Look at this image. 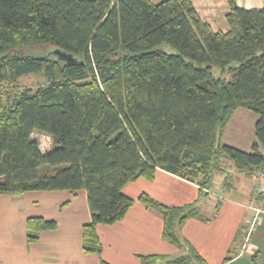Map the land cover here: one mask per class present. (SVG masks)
<instances>
[{
    "label": "trees",
    "instance_id": "1",
    "mask_svg": "<svg viewBox=\"0 0 264 264\" xmlns=\"http://www.w3.org/2000/svg\"><path fill=\"white\" fill-rule=\"evenodd\" d=\"M227 2L223 30L193 0H0V194L86 190L83 248L101 264L111 263L97 226L123 220L138 201L160 213L163 239L182 250L139 254L141 264H210L182 233L191 219L210 221L196 202L168 205L124 188L158 169L201 190L228 161L264 172V7ZM28 75L45 81L23 85ZM240 108L258 115L250 151L222 142ZM35 131L54 146L43 152ZM56 227L31 216L27 239Z\"/></svg>",
    "mask_w": 264,
    "mask_h": 264
},
{
    "label": "crops",
    "instance_id": "2",
    "mask_svg": "<svg viewBox=\"0 0 264 264\" xmlns=\"http://www.w3.org/2000/svg\"><path fill=\"white\" fill-rule=\"evenodd\" d=\"M236 1L245 8L264 7V0ZM194 5L200 7L197 10L204 20L212 26L218 24L215 29L228 28L225 22L229 11L227 0H201L200 5ZM230 126L231 121L223 135L226 136ZM255 137L246 143L251 150ZM227 140L230 145L249 148ZM230 166L218 170L221 175L216 176L208 189L201 190L197 183L163 169L157 170L155 179L139 178L135 181L137 186L127 190L130 183L124 189L134 198L148 192L168 205L198 202L199 210L210 221L189 220L182 229L183 235L210 264H239L245 255L242 247L246 227L253 215L250 205L264 208V172L242 173L236 169L233 172ZM258 185L263 190L255 193ZM201 193L205 197H201ZM31 216L56 220L57 227L42 230L35 242H29L26 225ZM90 220L88 194L84 189L0 194V264H101L100 254L87 253L83 248V226ZM261 222L264 227V215ZM162 228L160 213L136 201L123 220L97 226L103 245L102 257L111 264H141L139 254L176 256L180 250L163 239ZM261 229L256 234L259 241L251 247L253 259L264 253Z\"/></svg>",
    "mask_w": 264,
    "mask_h": 264
},
{
    "label": "rangeland",
    "instance_id": "3",
    "mask_svg": "<svg viewBox=\"0 0 264 264\" xmlns=\"http://www.w3.org/2000/svg\"><path fill=\"white\" fill-rule=\"evenodd\" d=\"M155 1L159 2L161 0H155ZM215 1L218 2V0H215ZM193 2H194V4L196 3L197 5H200L201 0H194ZM251 7H255V6H251ZM197 8L200 9V7H198V6H197ZM225 22H226L227 27H228V22L226 21V19H225ZM213 26L215 28L218 26V24H214ZM55 50L56 49H52V48H46L45 50L42 48L41 50H38V49H35L34 47H27V49L24 50V53L30 54V55H39V54L57 55L54 52ZM44 81H45V79L39 75H28V76L24 77L22 83H23V85H27V86H37L39 83H43ZM257 118H258V115L253 111H250L247 109H241V108L238 109L234 113V115L231 119V126L229 127L226 136H225V134L222 135V142L228 143L227 139H230V141L239 143V145L247 146L246 143L249 141V139L252 137H255V122H256ZM239 121H242V122H239ZM33 137L39 141L41 150L43 152H46L47 150L51 149L54 146V138L50 134L44 133L42 131H35V132H33ZM236 147H238V146H236ZM241 147L244 148V146H241ZM247 147H249V146H247ZM238 148H240V146ZM246 149L251 150V147L245 148L244 150H246ZM261 149L263 150V148H261ZM224 164L227 167L225 169H228L229 167H231L230 165H232V168L234 170L233 172H236V170H235L236 168L232 164L231 161L225 162ZM217 175H221V173L218 170H215L213 173L212 182H213V180L215 181V178ZM135 186H137V185H135V182H134V183H131L126 189L128 190V189L135 187ZM256 189H257V187L254 190L255 193H257ZM125 191L126 190L124 189V192ZM201 197H205L204 193H201ZM197 204H198V202H197ZM250 221H251V218L249 219V223L246 227V232H248L250 229V226H251ZM262 224H263V222H261V220H260L253 227V229L251 231L252 237H251L250 244H249L247 250L244 251L245 255L240 260L241 263H239V264H264V253L262 255H260L259 257H256L254 259L252 258V255H251L252 254L251 253L252 244H254V242H256V241H259L260 238H258V236H256V234L261 228H262L261 231L264 235V227H262ZM182 233H183V231H182ZM181 252H182V250H180L179 253H181Z\"/></svg>",
    "mask_w": 264,
    "mask_h": 264
},
{
    "label": "built area",
    "instance_id": "4",
    "mask_svg": "<svg viewBox=\"0 0 264 264\" xmlns=\"http://www.w3.org/2000/svg\"><path fill=\"white\" fill-rule=\"evenodd\" d=\"M262 190H263L262 187L258 185L256 192L258 193V192H261ZM250 207L253 211V215L251 217V221H250L251 226H250L249 231L246 234L245 242H244L243 247H242V251L247 250V248L250 244V241H251V237H252L251 231H252L253 227L257 224V222L262 220V217L264 215V208H262L261 206L252 204V205H250Z\"/></svg>",
    "mask_w": 264,
    "mask_h": 264
},
{
    "label": "water",
    "instance_id": "5",
    "mask_svg": "<svg viewBox=\"0 0 264 264\" xmlns=\"http://www.w3.org/2000/svg\"><path fill=\"white\" fill-rule=\"evenodd\" d=\"M54 52L59 56V58L64 59L67 62H73V61H75V58L72 55H70V54H68V53H66L64 51L55 50Z\"/></svg>",
    "mask_w": 264,
    "mask_h": 264
}]
</instances>
